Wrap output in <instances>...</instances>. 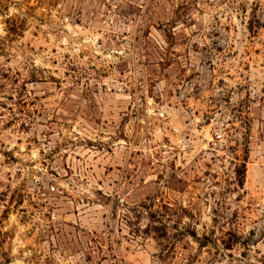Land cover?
I'll use <instances>...</instances> for the list:
<instances>
[{"label":"rangeland","instance_id":"1","mask_svg":"<svg viewBox=\"0 0 264 264\" xmlns=\"http://www.w3.org/2000/svg\"><path fill=\"white\" fill-rule=\"evenodd\" d=\"M0 264H264V0H0Z\"/></svg>","mask_w":264,"mask_h":264}]
</instances>
